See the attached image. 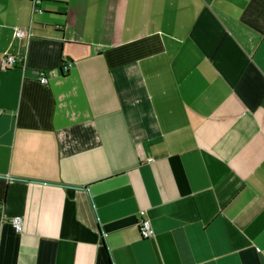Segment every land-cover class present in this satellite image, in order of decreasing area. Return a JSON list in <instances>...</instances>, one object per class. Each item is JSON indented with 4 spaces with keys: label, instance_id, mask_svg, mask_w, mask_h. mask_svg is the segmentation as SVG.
Listing matches in <instances>:
<instances>
[{
    "label": "crops",
    "instance_id": "0c3cea01",
    "mask_svg": "<svg viewBox=\"0 0 264 264\" xmlns=\"http://www.w3.org/2000/svg\"><path fill=\"white\" fill-rule=\"evenodd\" d=\"M37 7L0 0V264H264V0Z\"/></svg>",
    "mask_w": 264,
    "mask_h": 264
},
{
    "label": "built area",
    "instance_id": "2783aa9c",
    "mask_svg": "<svg viewBox=\"0 0 264 264\" xmlns=\"http://www.w3.org/2000/svg\"><path fill=\"white\" fill-rule=\"evenodd\" d=\"M32 4V9L33 10H38L40 9L37 7L38 4L40 3V0H29ZM15 36L21 37L23 36L24 32L21 29H17L15 31ZM24 58L22 56H16V55H5L1 61V68L3 69H8L12 68L14 66H19V67H24L25 65ZM71 65V63L63 62L62 64V69L67 70L68 67ZM38 81L41 84L46 83V77L44 72H39L38 73ZM1 112V111H0ZM0 211H1V204H0ZM144 212H140V218L137 222V228L138 232L141 238L143 239H148L154 235V229L152 227L150 219L147 217L143 216ZM10 225L13 227L14 231L17 233H20L23 229V218L22 216L16 215L13 216L9 219Z\"/></svg>",
    "mask_w": 264,
    "mask_h": 264
}]
</instances>
